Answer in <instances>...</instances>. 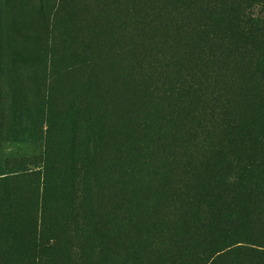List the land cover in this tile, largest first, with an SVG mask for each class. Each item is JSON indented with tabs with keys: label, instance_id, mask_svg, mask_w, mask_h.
<instances>
[{
	"label": "rangeland",
	"instance_id": "rangeland-1",
	"mask_svg": "<svg viewBox=\"0 0 264 264\" xmlns=\"http://www.w3.org/2000/svg\"><path fill=\"white\" fill-rule=\"evenodd\" d=\"M167 14L163 0H0V264H39L53 239L40 264H79L83 223L106 229V264L184 257L176 197L226 135L206 94L237 92H194L204 56L191 43L181 59Z\"/></svg>",
	"mask_w": 264,
	"mask_h": 264
},
{
	"label": "trees",
	"instance_id": "trees-1",
	"mask_svg": "<svg viewBox=\"0 0 264 264\" xmlns=\"http://www.w3.org/2000/svg\"><path fill=\"white\" fill-rule=\"evenodd\" d=\"M163 2L169 9L168 21L176 27L173 36L182 42L181 59L191 56L186 51L191 43L204 56L193 69H197L195 76L206 77L193 85L194 92H207L209 86L202 87L207 80L209 92H219L218 84L227 82L230 91L237 92L224 104L206 94L226 135L208 161L188 163L194 170L176 197L178 201L184 193V206L180 203L178 209L184 221L173 229L186 242L185 255L167 264H264V0ZM215 57L223 65L216 66ZM231 70L234 75L228 79ZM190 123L198 128L200 120L192 118ZM99 124L95 119L93 127ZM89 228L81 224L85 236L77 241L79 264H106L100 258L106 229ZM90 231L96 235L86 237ZM141 232L138 224L125 229L126 236ZM53 240L46 247L34 246L39 264L42 257L51 256L52 261L58 255L59 244Z\"/></svg>",
	"mask_w": 264,
	"mask_h": 264
}]
</instances>
